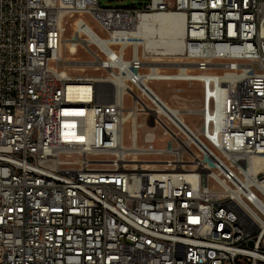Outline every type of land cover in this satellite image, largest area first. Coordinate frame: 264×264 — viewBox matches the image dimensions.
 <instances>
[{
	"label": "built area",
	"instance_id": "obj_1",
	"mask_svg": "<svg viewBox=\"0 0 264 264\" xmlns=\"http://www.w3.org/2000/svg\"><path fill=\"white\" fill-rule=\"evenodd\" d=\"M106 1L0 0V264H264V0ZM157 14L167 69L132 37Z\"/></svg>",
	"mask_w": 264,
	"mask_h": 264
},
{
	"label": "rangeland",
	"instance_id": "obj_2",
	"mask_svg": "<svg viewBox=\"0 0 264 264\" xmlns=\"http://www.w3.org/2000/svg\"><path fill=\"white\" fill-rule=\"evenodd\" d=\"M149 0H111L104 2L103 6L105 7H128L130 5L134 6H143L144 4H147ZM73 21H69L67 24L66 33L64 35L65 39H69L74 31ZM89 22L94 27L96 26L95 23L89 19ZM97 32L99 30L97 29ZM101 34V33H100ZM65 48V47H64ZM78 58L81 60H88V55L84 52V50L79 49ZM181 57H172L170 58H162V57H147L145 60V67H153L154 65H158V67L167 69L166 63L172 62V63H181ZM172 68L176 67L174 65L171 66ZM148 70H145L147 72ZM88 73L95 74L93 70H88ZM152 88L159 93L163 99L169 100L172 96V90L173 89H181L183 92H181V99L180 103L182 105H185V107L189 106H195L197 104L196 99L200 97L201 94V86L198 83H195L193 85L190 84H180V83H168V82H154L152 85ZM147 118L145 115H141L138 118V133H139V145L140 146H147V139L149 136H152L157 139L155 142V146L157 148H163L164 147V141L161 140V131L160 130H151L149 127H147L146 124ZM187 121L189 123L196 122L197 125H199V121L195 119L188 118ZM160 139V140H159ZM125 143L126 145H129V128L126 127L125 130ZM166 158V157H163ZM106 159V157H104Z\"/></svg>",
	"mask_w": 264,
	"mask_h": 264
},
{
	"label": "bare ground",
	"instance_id": "obj_3",
	"mask_svg": "<svg viewBox=\"0 0 264 264\" xmlns=\"http://www.w3.org/2000/svg\"><path fill=\"white\" fill-rule=\"evenodd\" d=\"M184 31V20L179 16L168 14H157L145 16L139 23L136 33L132 36L135 46L142 45L145 54L158 57L179 56L184 52V46L181 41ZM65 43H69V39H65ZM74 50V47H72ZM74 61V60H72ZM212 64V61H207ZM65 63H60L64 66ZM147 79L141 80L139 86H149ZM122 81L119 85L122 86ZM152 87V86H151ZM77 94H85L86 86H72ZM153 89V88H152ZM155 91V90H154Z\"/></svg>",
	"mask_w": 264,
	"mask_h": 264
},
{
	"label": "crops",
	"instance_id": "obj_4",
	"mask_svg": "<svg viewBox=\"0 0 264 264\" xmlns=\"http://www.w3.org/2000/svg\"><path fill=\"white\" fill-rule=\"evenodd\" d=\"M201 95H202V89H201V94H200V97L199 98H201ZM198 99V98H197Z\"/></svg>",
	"mask_w": 264,
	"mask_h": 264
}]
</instances>
